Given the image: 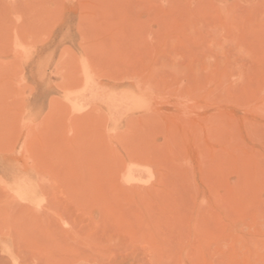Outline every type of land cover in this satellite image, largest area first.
I'll list each match as a JSON object with an SVG mask.
<instances>
[{
	"label": "rangeland",
	"instance_id": "374dc122",
	"mask_svg": "<svg viewBox=\"0 0 264 264\" xmlns=\"http://www.w3.org/2000/svg\"><path fill=\"white\" fill-rule=\"evenodd\" d=\"M0 249L264 264V0H0Z\"/></svg>",
	"mask_w": 264,
	"mask_h": 264
},
{
	"label": "bare ground",
	"instance_id": "6f19581e",
	"mask_svg": "<svg viewBox=\"0 0 264 264\" xmlns=\"http://www.w3.org/2000/svg\"><path fill=\"white\" fill-rule=\"evenodd\" d=\"M0 254L2 256V260L3 262H1V264H29V263H24V262H20L17 260L18 255H16L14 252L6 250L3 251L0 249ZM20 255V254H19ZM17 256V257H16ZM20 258V257H19ZM23 259V258H22ZM20 259V260H22ZM24 260V259H23ZM26 261V260H25ZM45 263V262H44ZM48 264V262H47ZM152 264V263H151Z\"/></svg>",
	"mask_w": 264,
	"mask_h": 264
}]
</instances>
